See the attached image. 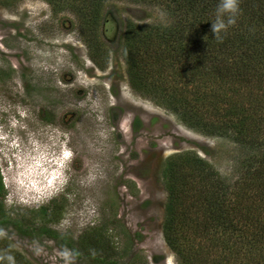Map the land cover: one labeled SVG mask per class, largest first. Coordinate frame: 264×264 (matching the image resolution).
I'll return each instance as SVG.
<instances>
[{
	"label": "rangeland",
	"instance_id": "obj_1",
	"mask_svg": "<svg viewBox=\"0 0 264 264\" xmlns=\"http://www.w3.org/2000/svg\"><path fill=\"white\" fill-rule=\"evenodd\" d=\"M8 1L0 0L2 203L20 221L64 198L49 228L68 246L36 230L22 235L13 222L0 224V238L30 264H100L76 245L102 223L119 264H177L162 235L165 159L194 152L233 184L242 153L231 141L188 130L128 86L121 36L130 21H159L156 9L107 7L97 33L101 70L74 15H54L46 0Z\"/></svg>",
	"mask_w": 264,
	"mask_h": 264
},
{
	"label": "trees",
	"instance_id": "obj_2",
	"mask_svg": "<svg viewBox=\"0 0 264 264\" xmlns=\"http://www.w3.org/2000/svg\"><path fill=\"white\" fill-rule=\"evenodd\" d=\"M46 2L54 15H74L90 58L101 70L98 57L105 58V51L97 33L109 5L123 2L167 12V26L160 21L126 25L121 48L128 86L188 130L231 141L242 155L233 184L194 152L165 159L163 240L177 264H264V0H240L236 24L222 40L210 29L219 0ZM4 197L0 177V224L13 222L22 235L36 230L68 246L65 236L49 228L63 212L64 198L19 221L6 211ZM38 218L41 227L33 223ZM106 226L89 228L85 242L76 246L84 255L93 252L100 264H119ZM73 252L78 258L82 254ZM6 255L14 257V264H30L0 238V257Z\"/></svg>",
	"mask_w": 264,
	"mask_h": 264
},
{
	"label": "clouds",
	"instance_id": "obj_3",
	"mask_svg": "<svg viewBox=\"0 0 264 264\" xmlns=\"http://www.w3.org/2000/svg\"><path fill=\"white\" fill-rule=\"evenodd\" d=\"M240 0H219L215 12L214 19L210 24V29L213 36L218 39H223V34L227 32V30L236 24L237 17L240 13ZM157 16L159 21L167 26V12L162 9H157ZM65 256L69 254L67 252L64 253ZM6 259L8 264H14V257L11 255H6L4 257H0V260Z\"/></svg>",
	"mask_w": 264,
	"mask_h": 264
}]
</instances>
